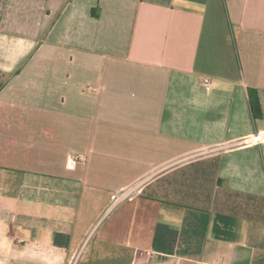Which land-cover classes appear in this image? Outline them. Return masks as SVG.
I'll list each match as a JSON object with an SVG mask.
<instances>
[{"label": "crops", "instance_id": "crops-1", "mask_svg": "<svg viewBox=\"0 0 264 264\" xmlns=\"http://www.w3.org/2000/svg\"><path fill=\"white\" fill-rule=\"evenodd\" d=\"M251 92L264 0H0V264H264Z\"/></svg>", "mask_w": 264, "mask_h": 264}, {"label": "built area", "instance_id": "built-area-1", "mask_svg": "<svg viewBox=\"0 0 264 264\" xmlns=\"http://www.w3.org/2000/svg\"><path fill=\"white\" fill-rule=\"evenodd\" d=\"M204 84L206 86H211L212 85V80L211 78H205L204 79ZM84 158V156H75V157H70V160H69V166L71 168L75 167V164H76V160L77 158ZM145 180H142V181H139V182H136L135 184H133L132 186H130L128 189H126L124 192H122L119 196V200L120 199H124V198H127L133 194H136L139 189L141 188V186L144 184ZM201 264H216V263H213V262H201Z\"/></svg>", "mask_w": 264, "mask_h": 264}, {"label": "trees", "instance_id": "trees-1", "mask_svg": "<svg viewBox=\"0 0 264 264\" xmlns=\"http://www.w3.org/2000/svg\"><path fill=\"white\" fill-rule=\"evenodd\" d=\"M251 111L254 119H260L264 116L261 101L258 94L251 92L250 95Z\"/></svg>", "mask_w": 264, "mask_h": 264}]
</instances>
